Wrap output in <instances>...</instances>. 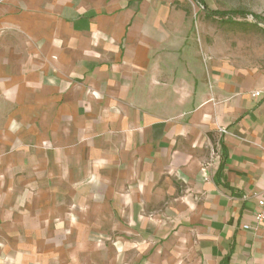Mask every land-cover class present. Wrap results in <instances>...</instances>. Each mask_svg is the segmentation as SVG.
<instances>
[{
  "label": "crops",
  "instance_id": "obj_1",
  "mask_svg": "<svg viewBox=\"0 0 264 264\" xmlns=\"http://www.w3.org/2000/svg\"><path fill=\"white\" fill-rule=\"evenodd\" d=\"M183 3L0 0V264H264V69Z\"/></svg>",
  "mask_w": 264,
  "mask_h": 264
},
{
  "label": "rangeland",
  "instance_id": "obj_2",
  "mask_svg": "<svg viewBox=\"0 0 264 264\" xmlns=\"http://www.w3.org/2000/svg\"><path fill=\"white\" fill-rule=\"evenodd\" d=\"M208 12H243L244 16L207 17L193 0H185L189 36L202 58L225 57L230 65L264 69V0H202Z\"/></svg>",
  "mask_w": 264,
  "mask_h": 264
},
{
  "label": "built area",
  "instance_id": "obj_3",
  "mask_svg": "<svg viewBox=\"0 0 264 264\" xmlns=\"http://www.w3.org/2000/svg\"><path fill=\"white\" fill-rule=\"evenodd\" d=\"M260 94H261L260 92H253L251 95H252V97H258V96H260ZM220 132H224V130L222 129V130H220ZM257 206H258V210L255 214L254 219H255V222L257 224H259V223H262L264 221V197L258 200ZM243 228L244 229H250L249 226H244Z\"/></svg>",
  "mask_w": 264,
  "mask_h": 264
},
{
  "label": "trees",
  "instance_id": "obj_4",
  "mask_svg": "<svg viewBox=\"0 0 264 264\" xmlns=\"http://www.w3.org/2000/svg\"><path fill=\"white\" fill-rule=\"evenodd\" d=\"M195 1L196 3H198L200 6H202V8L206 11V16L207 17H214V16H221V17H224V16H229V15H240V16H244L245 13L243 12H219V11H212V12H208L205 8V6L203 5V1L202 0H193Z\"/></svg>",
  "mask_w": 264,
  "mask_h": 264
}]
</instances>
